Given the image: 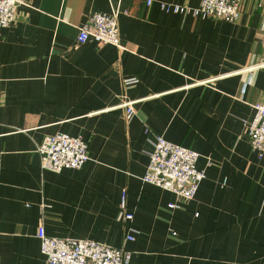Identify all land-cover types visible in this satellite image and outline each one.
<instances>
[{"label": "crops", "instance_id": "obj_1", "mask_svg": "<svg viewBox=\"0 0 264 264\" xmlns=\"http://www.w3.org/2000/svg\"><path fill=\"white\" fill-rule=\"evenodd\" d=\"M26 1L0 28V264H45L41 226L124 248L129 264H264V157L248 137L264 0H242L233 24L160 7L202 0ZM96 13L117 15L120 47L78 43ZM59 133L88 141L81 169H42L38 147ZM157 137L199 154L194 200L143 182Z\"/></svg>", "mask_w": 264, "mask_h": 264}, {"label": "built area", "instance_id": "obj_2", "mask_svg": "<svg viewBox=\"0 0 264 264\" xmlns=\"http://www.w3.org/2000/svg\"><path fill=\"white\" fill-rule=\"evenodd\" d=\"M242 0H202L197 8L160 3L166 13L187 15L194 18L213 19L227 23H236L241 17ZM152 4L151 0L147 5ZM26 0H0V28H9L16 23L19 8L26 6ZM78 43L85 44L90 40L101 45L120 47V30L116 14L92 15L82 25ZM264 68V59L259 65ZM126 85H133L137 80H127ZM126 119L134 114L133 104L125 105ZM255 115L248 124V137L254 151L260 158L264 157V103L255 106ZM41 155V166L44 171L61 173L63 170L81 169L89 161L88 141L80 136L64 133L47 136L38 147ZM199 154L189 148L176 145L163 137H157L150 153V163L142 180L173 193L180 202L195 199L202 182L206 179L204 171L199 170ZM126 193L122 195V208H125ZM170 204L169 208H176ZM130 223L133 214H124ZM135 230L128 228L126 242H133ZM41 251L46 258L45 264H129L132 253L124 248L117 249L100 244L94 240L60 239L46 234L45 228L38 229Z\"/></svg>", "mask_w": 264, "mask_h": 264}]
</instances>
